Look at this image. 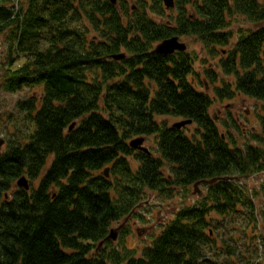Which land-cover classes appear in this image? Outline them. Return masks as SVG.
<instances>
[{
  "label": "trees",
  "instance_id": "obj_1",
  "mask_svg": "<svg viewBox=\"0 0 264 264\" xmlns=\"http://www.w3.org/2000/svg\"><path fill=\"white\" fill-rule=\"evenodd\" d=\"M175 6V16L157 20L162 0H0L5 59L26 58L3 74L2 87L39 89L17 103L30 123L26 135L0 151V264H218L206 256L216 243L210 226L243 210L255 217L241 180L264 170V114L251 137L257 145L227 141L209 114V89L198 83L214 97L264 100V1ZM236 15L256 27L230 44ZM175 35L197 36L209 51L228 45L220 70L206 65L201 77L187 51L153 50ZM162 115L191 119L195 131L168 126ZM145 136H154V151L129 145ZM21 175L38 182L25 190L16 184ZM195 183L206 193L178 208L150 245L107 251L110 225L137 214L147 191L172 196Z\"/></svg>",
  "mask_w": 264,
  "mask_h": 264
},
{
  "label": "rangeland",
  "instance_id": "obj_2",
  "mask_svg": "<svg viewBox=\"0 0 264 264\" xmlns=\"http://www.w3.org/2000/svg\"><path fill=\"white\" fill-rule=\"evenodd\" d=\"M259 1L263 2L264 0ZM128 2L130 4L136 3V0H128ZM176 13V8L166 9L163 7L162 13L153 15V17H156L157 20H163L175 16ZM227 28L234 32V35L229 39L231 44L239 30L254 27H252V22L245 17L236 15ZM7 41L8 36L5 32L0 36V136L6 140L1 151L7 149V140L11 137L23 138L26 135L27 127L30 125L28 120L24 118V114L19 112L17 103L30 99L32 96H39V89L35 86H22L13 92L2 87L3 74L7 75L9 71L19 68L26 61L22 54L17 56V53L12 52L11 55L14 60L12 63H7V58L5 59L9 50ZM180 41L186 44V51L194 57L195 71L199 72L201 77H203V67L206 65L209 66L210 64L220 70L217 63L219 58L225 54L221 48L227 51L228 45L221 47L217 45L209 51L210 46L213 45H205L204 41L197 36L183 35L180 37ZM218 76L220 79L224 78L226 82H232L233 79V76L226 77L221 72ZM209 84L212 86L214 83L210 82ZM216 84L220 85L219 82ZM198 88L209 89V94L214 101L209 114L212 115L217 128L226 136L227 141L233 139L237 145L247 142L257 145V142L251 137L255 135L254 133H260L259 119L264 114V100H257L239 93H235L231 98L214 97L208 83L204 86L198 83ZM156 118L168 126H172V123L181 120L179 117L171 115H162ZM187 125L188 128L183 127V131L189 135L190 132L195 131L196 125L195 123ZM141 145L154 151V136H145ZM262 146L264 147V145ZM37 182L38 179L32 180L28 177L30 186H35ZM241 182L246 184L248 194L253 199L255 217L250 214L248 217L246 210H243L242 213L226 217L222 223H220L222 219L218 216L220 222L214 227L210 226L214 231L213 239L216 240V243L206 248V256L217 260L218 264H264V170L246 177ZM197 193L200 194L199 196L204 195L206 187L202 184H198L196 189L193 188V185L188 188L179 187L175 189L172 196H170V191L166 193L147 191L145 193L146 198L139 205L137 214L115 221L110 225L109 230L118 227L119 230L116 240L107 246V251L112 249L123 250L124 245H126L129 248H136L137 252H140L141 248L150 245L153 236L170 221L178 208L184 204H192L197 200ZM225 243L231 248L232 255H227L221 250Z\"/></svg>",
  "mask_w": 264,
  "mask_h": 264
},
{
  "label": "water",
  "instance_id": "obj_3",
  "mask_svg": "<svg viewBox=\"0 0 264 264\" xmlns=\"http://www.w3.org/2000/svg\"><path fill=\"white\" fill-rule=\"evenodd\" d=\"M112 3H115L116 0H111ZM162 4L164 5L165 8L169 9L174 7V0H162ZM156 53H160V54H171L174 51H185L186 50V44L184 42H181L178 38V36H171L168 38L163 39L162 41L158 42L153 49ZM124 56V54H118V55H113L114 59H119L122 58ZM192 122L191 119H185V120H180L177 122L172 123V126L175 128H181L187 124H190ZM75 123H71L69 126V130L72 129L74 127ZM144 140V137H137L134 138L130 141L129 145L133 148H137L143 151H147L146 147L142 146V142ZM5 140L4 138H2L0 136V150L1 147L3 146ZM108 171L109 168L106 167L103 170V173L105 176H108ZM16 184L19 187L24 188L25 190L29 189V184H28V178L24 175H21L17 180H16ZM199 183H195L194 188L196 189L197 185ZM118 228H111L109 230L108 235L106 236V239H110L112 241L116 240L117 238V234H118ZM102 245V241H100L98 243V247Z\"/></svg>",
  "mask_w": 264,
  "mask_h": 264
},
{
  "label": "flooded vegetation",
  "instance_id": "obj_4",
  "mask_svg": "<svg viewBox=\"0 0 264 264\" xmlns=\"http://www.w3.org/2000/svg\"><path fill=\"white\" fill-rule=\"evenodd\" d=\"M175 1H176V0H174V7H172V8H169V9H175V8H176V6H175ZM252 27H254V28H255V27H256V25L252 24ZM254 28H253V29H254ZM175 36H177V35H175ZM180 37H182V36H178L179 40H180ZM5 143H6V140H5Z\"/></svg>",
  "mask_w": 264,
  "mask_h": 264
}]
</instances>
